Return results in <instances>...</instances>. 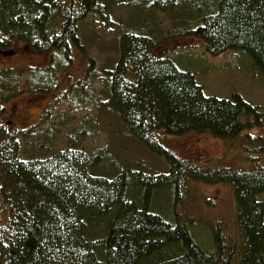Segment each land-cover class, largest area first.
<instances>
[{
    "label": "trees",
    "instance_id": "1",
    "mask_svg": "<svg viewBox=\"0 0 264 264\" xmlns=\"http://www.w3.org/2000/svg\"><path fill=\"white\" fill-rule=\"evenodd\" d=\"M122 3L132 7L121 21L114 10ZM155 11L170 17L169 33ZM91 13L122 27L117 54L101 65L90 59L82 79L66 73L62 98L78 101L77 89L88 91L86 100L117 112L136 140L163 157L165 171L120 167L110 153L86 151L82 134L49 151L36 133L59 123L53 107L41 114L52 120L44 129L4 118L5 101L24 86L59 88L71 45L84 49L79 23ZM189 38L212 55L243 48L264 75V0H0V50L23 45L48 55L43 66L0 67V264H264V201L257 196L264 135L248 137L264 129V113L238 91L206 94L194 71L174 59ZM95 76L100 87L88 85ZM189 132L246 135L257 145L246 147L254 153L242 164L210 165L186 160L165 141ZM21 136L37 144L25 156ZM197 183L231 188L229 221L183 213L182 192Z\"/></svg>",
    "mask_w": 264,
    "mask_h": 264
},
{
    "label": "rangeland",
    "instance_id": "2",
    "mask_svg": "<svg viewBox=\"0 0 264 264\" xmlns=\"http://www.w3.org/2000/svg\"><path fill=\"white\" fill-rule=\"evenodd\" d=\"M131 7L126 3L118 5L114 10V17L121 21L126 19ZM155 17L160 21L163 32L169 33L167 30L171 27L170 17L160 11H155ZM121 31L122 27L119 24L106 26L98 15L89 14L79 23L84 49L71 45L72 62L63 72V77L59 78L61 79L59 88L45 92L42 89L24 86L17 95L5 101L4 118L11 119L20 129L30 126L44 129L46 125L52 123V120L49 118L47 122H43L41 114L45 109L53 107L52 111L59 119V123L55 124L54 130L36 133V139L39 138L45 146H48L49 151L68 145L70 137L82 134V138L79 139L81 138L82 147L86 151L98 150L110 153L109 156H112L120 167L141 168L151 172L165 171L168 165L163 157L150 152L136 140L117 112L94 100H86L84 93L88 94V91L83 92L81 87L78 88L75 98H82L78 101L62 98L63 90L69 83L66 73H70L69 75L75 79H82L90 59H93V65H101L108 55H116ZM189 40L187 43L189 45L180 48L174 59L179 66L194 71L197 81L202 84L206 94L229 96L232 91H238L247 100L260 105L264 113V75L254 67L252 58L243 48L232 47L212 55L203 46H197L200 42L198 39L189 38ZM183 41L187 42V40L180 42ZM170 45L168 42L164 44L165 47ZM159 49L161 48L157 50ZM15 50L13 54L0 53V67L20 68L26 64L43 66L48 59L46 53L31 50L23 45L16 46ZM238 52L242 53L241 59ZM88 85L100 87V77H93ZM82 94L83 96L80 97ZM248 133V137L257 138L264 135V129L253 128ZM248 137L239 135L232 140L208 133L189 132L183 135H167L165 141L186 160H197L210 165L242 164L254 153L246 147L254 148L257 145V141H250ZM20 145L21 156L30 154L37 148L36 143H30L22 136ZM257 154L264 160V152ZM184 190L181 207L183 213L212 219L213 224L219 219L229 221L234 201L232 190L227 184L197 183ZM257 196L264 201V191L259 192ZM170 198V192L163 193L165 202ZM204 198H209L213 203L204 205L201 201ZM226 231L227 229L224 233Z\"/></svg>",
    "mask_w": 264,
    "mask_h": 264
},
{
    "label": "water",
    "instance_id": "3",
    "mask_svg": "<svg viewBox=\"0 0 264 264\" xmlns=\"http://www.w3.org/2000/svg\"><path fill=\"white\" fill-rule=\"evenodd\" d=\"M0 52L4 55H8V54H13L15 52L14 49H9V50H0Z\"/></svg>",
    "mask_w": 264,
    "mask_h": 264
}]
</instances>
